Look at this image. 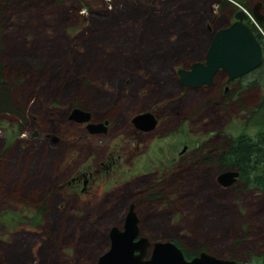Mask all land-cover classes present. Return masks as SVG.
Listing matches in <instances>:
<instances>
[{"label":"rangeland","instance_id":"obj_1","mask_svg":"<svg viewBox=\"0 0 264 264\" xmlns=\"http://www.w3.org/2000/svg\"><path fill=\"white\" fill-rule=\"evenodd\" d=\"M32 2L0 6L1 81L25 116L22 122L18 115H0V264H95L107 250L108 230L121 228L130 204L139 235L148 240H176L189 251L204 248L239 264L261 255L264 216L258 206L263 212L264 194L237 192V183L223 188L215 183L214 159L201 163L207 154L216 155V145L226 138L253 137L264 130L261 112L255 111L264 87H247L258 73L228 85L226 93L222 75L200 89L181 88L175 75L177 68L202 60L232 5L220 9L216 0ZM178 3L182 8L172 14L177 13V25L187 26L169 40L176 48H157L168 36L151 34L146 40V34L174 22L150 17L167 15ZM103 11L114 17H99ZM179 12L188 13L185 20ZM148 18L150 29L142 22ZM88 48L91 54L84 58ZM85 62L97 66L80 69ZM106 64L113 65L109 71L103 69ZM123 68L126 78L119 74ZM109 80L120 88H110ZM96 93L104 98L92 102ZM76 99L83 101L79 109L90 120L107 122L105 135H89L83 124L67 120ZM142 112L157 117L149 134L135 132L129 123ZM184 145L186 151L178 156ZM86 171L91 178L84 194L80 183L66 187ZM179 177L178 186L171 187V179ZM197 179L213 182L222 198L209 202L212 193L206 187L198 195ZM172 190L184 197L179 206L185 211L169 209L176 204L168 196ZM150 192L155 197L148 201ZM37 209L41 214L35 223ZM222 209L225 221L216 212ZM212 219L224 226L208 227Z\"/></svg>","mask_w":264,"mask_h":264},{"label":"water","instance_id":"obj_2","mask_svg":"<svg viewBox=\"0 0 264 264\" xmlns=\"http://www.w3.org/2000/svg\"><path fill=\"white\" fill-rule=\"evenodd\" d=\"M244 14L236 11L234 22L225 28L212 33L203 54V62H192L189 68H177V83L181 88L198 89L209 87L217 72L226 76L227 82L241 78L252 72L261 63L260 46L246 25L242 23ZM252 17L260 22L255 8ZM67 120L83 124L89 135L105 134L107 122L94 123L90 114L79 108L69 111ZM130 124L139 131H151L156 120L150 113H141L131 118ZM34 133L32 136H35ZM54 140V139H53ZM238 173L227 170L219 173L215 181L225 188L237 181ZM138 220L129 205L121 228L110 227L107 233V250L97 257L95 264H237L234 260L216 258L205 252H199L195 257L186 260L182 252L170 241L150 242L139 236ZM260 264H264V255Z\"/></svg>","mask_w":264,"mask_h":264},{"label":"trees","instance_id":"obj_3","mask_svg":"<svg viewBox=\"0 0 264 264\" xmlns=\"http://www.w3.org/2000/svg\"><path fill=\"white\" fill-rule=\"evenodd\" d=\"M3 1V3H1L0 6L3 5V8L9 4L10 0H1ZM32 1H41V0H22V3L20 4H32L34 5V2ZM42 1H48L50 3H54V4H60L62 2H64L65 0H42ZM98 1V0H97ZM159 2H163L164 0H158ZM168 1H172V0H168ZM212 1V0H209ZM7 2V4H6ZM14 2H18V0H12V2L9 4L12 5ZM19 4V5H20ZM181 4L178 3L177 5H175L174 7H170L169 10L167 12V15H157V14H153L150 18L153 19V21L157 22V23H166V22H174L170 24V27H163L159 29L158 33H147L146 34V40H150L151 39V34L153 35H157L160 36V34L164 35V36H168V41L166 40V42L163 40L162 42H157L155 44V46L157 48H160L161 45L165 44H173V48H176L174 45V41L173 43L169 42V40L172 39V37L176 36L177 34H179V31H181V27L187 26V22H185L182 26H179L176 24V17L174 15L176 14H172L175 11V9L177 8H182L180 7ZM228 4L225 3V1L220 2L219 7L224 8L225 6H227ZM164 4H161L160 7H163ZM1 10V9H0ZM107 10V9H106ZM155 12H159V11H155ZM178 15H180V17L182 19H184V17L186 18L185 15H188V13L186 14L185 12H179ZM103 19L109 20L112 19V17H114L111 13H108L106 11H103V13H100V16ZM144 19L142 22L147 23L145 26L146 29H150L151 28V19ZM185 20V19H184ZM134 21V20H133ZM180 24V23H179ZM136 25V23L134 24V26ZM188 28L186 27V32H188L187 30ZM193 29V28H192ZM107 35L108 33L103 34L104 41L107 42ZM145 35V34H143ZM194 36V41L196 42L197 40V36ZM193 41V43H194ZM146 42V41H145ZM183 44H186V42H182ZM147 44L152 45L151 41H148ZM149 45H146V47H151ZM86 48V46H85ZM85 50V49H83ZM92 48H88L86 53H83L82 56L85 58L87 57L89 51H91ZM91 54V53H89ZM102 54H104L102 52ZM79 58V57H78ZM87 60H89V58H87ZM86 60V61H87ZM63 64V62H62ZM99 64V63H98ZM67 65V62H66ZM96 64H94L93 62L91 64H89L88 62H85V64H83L82 66H80V69L82 70H89ZM97 66V65H96ZM95 66V68H96ZM111 66L113 65H105L103 67L104 70L109 71ZM126 67V66H124ZM127 68H123L119 74L122 75V77L126 78L128 77L127 74L125 73ZM139 69V68H138ZM98 70H102L101 65L98 68ZM128 70H130V68H128ZM2 71V67L0 66V92L3 94V96H0V115L2 114H13L14 115H18L17 117H20V119L22 120V122L25 121L24 117L22 114H20V110H18L14 104H12V101L10 99V95H9V90H8V86L5 84V82L3 83L1 80L3 78V75L1 73ZM118 75V76H120ZM114 79V78H112ZM116 79V78H115ZM114 79V81H115ZM118 79V77H117ZM256 81L249 83V85L247 86L250 90V87H256ZM264 84V79L262 80V83ZM109 85L110 88H115V89H119L120 88V84L117 85V87H115V82H112L109 80ZM261 87H264L263 85H260ZM247 88V89H248ZM242 89H246V88H242ZM248 89V90H249ZM261 98L258 100L257 102V106L255 111L256 112H261V116H260V120L259 121V125H264V88L261 92ZM97 98L95 96H90L92 102H94L95 100L98 99H103L104 96L102 94H97ZM74 106L77 108H82L83 106V101L76 99L74 101ZM215 148H219L220 150L216 151V155H206L204 158H202V162L201 163H210V162H215L216 163V168L218 172H222V171H227V170H234L238 173V178H237V185L235 186V190L237 192H245V191H250V192H254V193H261L264 194V130H260L258 131L253 137H247V136H239L237 138H226L224 140V144L223 145H216ZM214 159V160H213ZM213 160V161H212ZM181 178L179 177V179H171L172 182V186H178V180H180ZM200 183L201 185L196 188V193L198 195H200V193L203 191V188L206 187L208 189V191H210L212 193L211 196L207 197V200L210 202L213 201L214 197H219L222 198L221 193H219L218 191H216L213 187L212 184L213 182H206V181H199L198 179L195 180L193 183ZM191 184V182H189ZM212 183V184H211ZM181 184V183H180ZM214 185V184H213ZM215 186V185H214ZM264 196V195H263ZM184 197H182L183 199ZM195 198V196H194ZM147 199H149V197L147 196ZM205 202V200L203 201ZM216 210V209H213ZM258 210L260 212V214L262 216H264V200H263V206H262V210L260 208V204L258 206ZM217 213H220V215L218 216L220 220L225 221L227 219V217L225 216L226 213V209H222V210H218L216 211ZM214 214V213H213ZM214 222H218V223H214ZM207 226H224V223H220L219 220L217 219H212V221L210 222H206ZM202 225V224H200ZM205 227V226H200V228ZM155 237H150L149 241L153 242V241H158V239ZM172 242L183 254L184 258L186 260H190L192 257H195L199 252H205L207 254H210L208 252V250H205L204 248H198L199 250L196 251H189L188 249L182 247L178 241L176 240H172L170 241ZM235 243L232 245L235 247ZM233 255L232 253H230V256ZM264 255V252L261 253V255H259L258 257H250L246 262L242 263V264H260V260L262 258V256ZM233 259V258H231ZM237 264H239L237 262Z\"/></svg>","mask_w":264,"mask_h":264},{"label":"flooded vegetation","instance_id":"obj_4","mask_svg":"<svg viewBox=\"0 0 264 264\" xmlns=\"http://www.w3.org/2000/svg\"><path fill=\"white\" fill-rule=\"evenodd\" d=\"M217 2H222V1H225V3H229L228 5H232L231 9H230V12H229V16H228V19L226 20V25L222 28H225L227 27L228 25H230L231 23L234 22V18H233V15L234 13L238 10V11H241L240 9H243L245 11V13H242L244 14V18L242 20V23L244 25H246V27H248L250 29V31L253 33L254 37L256 38L259 46H260V51H261V63L260 65L258 66V68H256L255 70H253L252 72L248 73L247 75L238 78V79H234L230 82H227L226 80V76L222 73V72H217V74L214 76L213 80H212V83L209 87H211L213 85V82L215 80V78L218 76V75H222V77L224 78L223 82L225 84L224 88H223V93H226L228 91V85H231V84H234V83H241L245 78H247L249 75H251L252 73H258V76H257V79H255L256 81V87L259 88L261 87V83H262V80L264 79L263 75H264V0H216ZM227 5V6H228ZM255 8L256 10V13L257 15H259L261 17V21L258 22V21H255L252 17V10ZM222 28H219V29H222ZM218 30V29H217ZM215 32V31H214ZM212 35V34H211ZM198 62H203V59L198 61ZM189 66H187L186 68H182V69H188ZM176 75V74H175ZM177 76V75H176ZM204 87V86H203ZM203 87H200V88H203ZM209 87H205V88H209ZM198 88V89H200ZM260 99V98H259ZM142 113H149V112H142ZM138 114H141V113H138ZM138 114H135V115H138ZM154 119L156 120L157 117L155 115H153L152 113H150ZM135 115H133L132 117H134ZM131 117V118H132ZM130 118V120H131ZM130 120H129V123H130ZM91 122H94V123H97L96 121H93V120H90ZM157 122V120H156ZM108 125V124H107ZM106 125V127H107ZM84 127V125H82ZM130 126L133 128V130L137 133H140V134H149L153 131V128L151 131H148V132H142V131H139V130H136L131 124ZM156 126V125H155ZM106 134V132H105ZM103 134V135H105ZM56 141L55 140H52V143H55ZM186 146H182L180 151L177 153L178 156H180L181 154H183L185 151H186ZM87 172V171H86ZM223 172V171H222ZM221 173V172H219ZM217 173L216 176L219 174ZM172 173H170L171 175ZM215 176V178H216ZM90 178H91V174L90 173H86V174H81L79 175L78 177H72L70 178L67 183H66V187L69 188V187H72V186H75L77 185L78 183H80V194H84L87 189L89 188V181H90ZM81 179V180H80ZM237 182V181H236ZM233 183L232 185L228 186V187H231L233 185L236 184ZM216 183V181H215ZM171 187H172V182H171ZM227 188V187H226ZM164 195V193H162ZM168 196L169 197H173L174 200H176V204L173 208H169V209H172L173 211L175 210H179L180 212H183L185 211L183 209V207L179 206L181 204V201L182 198H180L178 196V191L176 192L175 190H172V191H169L168 192ZM155 197V194L151 193L150 192V195H149V199L153 200V198ZM149 199H147L149 201ZM170 202V201H169ZM38 214H36V219H35V223L38 222V217L40 216V212H39V209L36 210ZM137 217V216H136ZM124 218V216H123ZM123 220V219H122ZM138 220V218H137ZM139 222L137 223V226H138ZM140 236V235H139ZM141 237V236H140ZM155 242V241H153Z\"/></svg>","mask_w":264,"mask_h":264},{"label":"bare ground","instance_id":"obj_5","mask_svg":"<svg viewBox=\"0 0 264 264\" xmlns=\"http://www.w3.org/2000/svg\"><path fill=\"white\" fill-rule=\"evenodd\" d=\"M241 79V78H240Z\"/></svg>","mask_w":264,"mask_h":264}]
</instances>
